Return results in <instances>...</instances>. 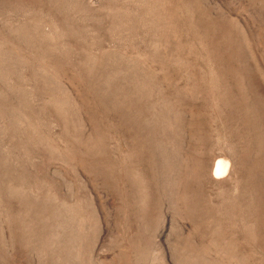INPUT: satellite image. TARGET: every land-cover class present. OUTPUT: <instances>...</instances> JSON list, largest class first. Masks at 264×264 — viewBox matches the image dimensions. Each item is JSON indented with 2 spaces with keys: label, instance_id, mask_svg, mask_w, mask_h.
Segmentation results:
<instances>
[{
  "label": "rangeland",
  "instance_id": "obj_1",
  "mask_svg": "<svg viewBox=\"0 0 264 264\" xmlns=\"http://www.w3.org/2000/svg\"><path fill=\"white\" fill-rule=\"evenodd\" d=\"M0 264H264V0H0Z\"/></svg>",
  "mask_w": 264,
  "mask_h": 264
},
{
  "label": "bare ground",
  "instance_id": "obj_2",
  "mask_svg": "<svg viewBox=\"0 0 264 264\" xmlns=\"http://www.w3.org/2000/svg\"><path fill=\"white\" fill-rule=\"evenodd\" d=\"M216 164H217V163H216ZM223 169H224V167H223ZM215 172H216V173H221L222 170H221L220 168H216V169H215Z\"/></svg>",
  "mask_w": 264,
  "mask_h": 264
}]
</instances>
